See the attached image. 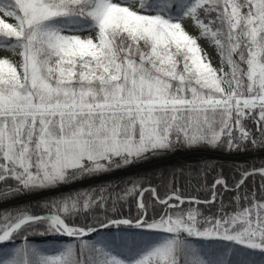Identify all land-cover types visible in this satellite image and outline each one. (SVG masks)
Returning a JSON list of instances; mask_svg holds the SVG:
<instances>
[{
  "label": "snow or ice",
  "instance_id": "snow-or-ice-1",
  "mask_svg": "<svg viewBox=\"0 0 264 264\" xmlns=\"http://www.w3.org/2000/svg\"><path fill=\"white\" fill-rule=\"evenodd\" d=\"M0 264H264V0H0Z\"/></svg>",
  "mask_w": 264,
  "mask_h": 264
},
{
  "label": "trees",
  "instance_id": "trees-1",
  "mask_svg": "<svg viewBox=\"0 0 264 264\" xmlns=\"http://www.w3.org/2000/svg\"><path fill=\"white\" fill-rule=\"evenodd\" d=\"M178 153L181 155H184V156H182L180 158L172 159L174 154H169L164 159L154 161L151 164H147L144 167L139 168V169H133L130 172H128L127 174L118 173L117 176L110 177L108 179L115 180V179L119 178L121 175H135L137 172H139L140 174L147 172L150 176L152 174H155L154 182L156 184H159L161 182V176H163V179L165 182H168L171 180V173H172L173 169H178L183 165H192V164H197V163H203L204 161H207L209 163H215L217 165H219V164L231 165L233 163L232 159L224 160L221 157H219L217 154L210 153V152H208V154H206V152L190 153V152H186L185 150H181ZM202 155H204V156L208 155V157H206V159H203V158H201ZM235 162L243 163L244 158L239 157L235 160ZM177 180H178L179 185H182L185 187H188L189 182H190L192 187H190L189 190H192L194 187L198 186L196 179L194 177V174H193V176H188L187 174L185 176H182V177L178 176ZM106 182H108L107 179L103 180V181H97V183H106ZM85 186H87V185H85ZM193 194H195V193H193ZM54 195H59V193H55ZM45 198H47V197H39V199H45ZM34 202H35L34 200H27V199L23 201V203H25V204L34 203ZM36 242L37 243H45L47 241L37 240Z\"/></svg>",
  "mask_w": 264,
  "mask_h": 264
},
{
  "label": "rangeland",
  "instance_id": "rangeland-1",
  "mask_svg": "<svg viewBox=\"0 0 264 264\" xmlns=\"http://www.w3.org/2000/svg\"><path fill=\"white\" fill-rule=\"evenodd\" d=\"M209 55L212 57L213 60H216V59H217L215 53H214L213 51H211V50H209ZM206 154H208V152H206ZM182 156H184V155H181V154H179V153H178V154L175 153V154L173 155L172 159H174V158H180V157H182ZM206 157H208V155H206V156L202 155V156H201V158H203V159H206ZM201 158H200V159H201Z\"/></svg>",
  "mask_w": 264,
  "mask_h": 264
}]
</instances>
